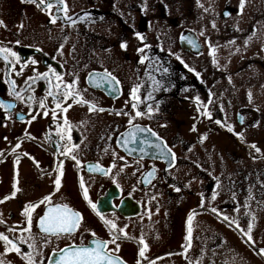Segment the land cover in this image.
Masks as SVG:
<instances>
[{
  "label": "flooded vegetation",
  "instance_id": "flooded-vegetation-1",
  "mask_svg": "<svg viewBox=\"0 0 264 264\" xmlns=\"http://www.w3.org/2000/svg\"><path fill=\"white\" fill-rule=\"evenodd\" d=\"M66 3L67 15L75 24L64 19L52 24L47 10L24 0H0V47L19 57L10 70L5 54L0 53V101L13 105L0 107V200L4 201L0 203V220L4 221L0 233L13 239L22 252L33 253L37 264H46L53 249L110 240L109 228L84 199L79 183L83 177L97 211L127 232V238L118 241L119 251L112 252L124 264H137L138 260L140 264H264L260 254L264 249V50L260 36L257 40L264 11L250 8L239 15L228 0L215 12L214 0ZM51 12L64 15L55 6ZM136 33L145 39L141 41ZM218 33H243L242 39L250 40L218 46ZM122 42L126 49L121 48ZM139 48L144 52H138ZM223 51L220 60L218 52ZM142 57H147L144 63L139 62ZM8 59L15 61L11 56ZM49 67L65 82L76 79V91L88 104L56 94L57 81L51 73L52 85L41 79L29 89L28 78L48 72ZM105 71L119 81L112 85L117 89L114 92L99 79ZM11 81L22 99L10 94ZM138 85L142 102L136 110L146 112V105L151 104L153 114L151 118L136 117L133 123L151 128L160 140L147 133L137 136L155 144L166 143L175 160L159 157L158 148L129 154L117 144L121 134L131 128L128 121L136 110L131 107L130 93ZM49 88L55 98L48 95ZM148 93L152 99H147ZM57 103L61 108H56ZM89 105L104 111H89ZM217 120L226 126L221 127ZM193 125L196 131H192ZM238 133L243 134L242 140ZM253 144L259 152L251 148ZM67 148L72 152L62 155ZM61 162L63 176L57 192L54 180ZM113 163L116 166L108 176L88 170L89 165L108 169ZM153 170L154 178L148 177ZM14 185L19 189L14 198L5 199L15 191ZM45 197L50 202L40 203ZM33 204L39 205L31 213L33 239L29 242L35 243V250L18 239L30 235L21 232L27 226L22 213ZM57 205L79 212L83 222L72 236L49 237L51 243L45 245L37 222ZM189 215L193 216L191 246L184 247ZM225 215L239 228L224 221ZM249 224L254 243L245 235ZM14 226H18L16 232H8ZM141 238L147 245L146 259L138 256ZM108 248L115 249V245ZM4 252L0 241L4 264H26L14 251Z\"/></svg>",
  "mask_w": 264,
  "mask_h": 264
},
{
  "label": "snow or ice",
  "instance_id": "snow-or-ice-1",
  "mask_svg": "<svg viewBox=\"0 0 264 264\" xmlns=\"http://www.w3.org/2000/svg\"><path fill=\"white\" fill-rule=\"evenodd\" d=\"M24 2L30 3V4H34L37 8H43L44 10L48 11V15L50 17V23L55 24L57 22L58 19H64L67 20L69 22H71L72 24H75V21L72 20V17L68 16V6L66 3V0H24ZM244 3L245 0H241V10L244 7ZM56 7L57 12H62L64 15L58 16V15H54L51 12V9L53 7ZM0 25H3V22L0 21ZM21 27H23V25H21ZM213 27H215V25L213 24ZM137 38L140 39L141 41H143L145 38L140 35L139 33H136ZM17 44H19L20 42L17 41ZM190 43H192L190 41ZM234 43V42H233ZM121 48L122 49H126L127 48V44L125 42L121 43ZM145 47H148L147 45H145ZM138 52H144V48H139L137 50ZM213 51H215L213 49ZM58 52H60V54L62 55V51L58 50ZM0 53H4V60L7 62V64L9 66H11L10 70H14V66L15 63L19 62V57L17 55V53L12 52L10 49L5 48V47H0ZM14 57L15 61H11L8 59V57ZM145 59H147V57H142L140 59V63H144ZM177 59H179V57H177ZM182 62V61H181ZM33 64L36 63V61H32ZM26 66V65H25ZM187 67V66H186ZM22 71V69H21ZM163 71L165 73H167L168 69L164 68ZM189 71H194L193 69L189 68ZM49 73L52 74V76L55 77V80L57 81V83H55L54 87L57 90L58 95H61L65 100H67L68 98H72L74 99L77 103H81V104H88V101H86L83 96L80 95V93L78 91H76V85H77V80L73 79L71 83L65 82L63 80V76L60 73H57L55 69L49 67V71L48 72H44V73H39L36 76H31L28 78V80L25 82L28 85V88L31 89L32 85L34 83L37 82V80H47L48 83L50 85H52V80L49 78ZM20 73H17V75H19ZM95 74L90 75V82H92V76ZM199 75V74H197ZM100 81L102 83H106L109 84L110 87L108 89V91L110 92H114L117 89L115 87H112V85H118L119 81L116 80V78L114 76H112L111 73L105 71V73L103 75H101L99 77ZM12 85V92L10 94H13L16 96L17 99H22L20 93L15 91V81H11L10 82ZM61 85H63V89L61 90ZM93 86L99 87L100 84H95ZM84 91H87L86 89ZM140 91V86H136L133 87L130 93L131 96V100H132V104L131 107L136 110L138 109V105L142 102L140 100V97L138 95ZM48 95H52L53 98H55V95L52 91L51 88H49L48 90ZM249 98H251V94L249 93ZM147 99H152V94L148 93L147 94ZM197 104L199 105V98H197ZM44 102L41 101L40 103V107L43 108ZM71 105H69L70 107ZM0 107L6 108V109H10L13 107V105L11 104H5L3 101H0ZM56 108H61V104L57 103L56 104ZM147 111L143 112L140 110H136L135 111V116L130 117L128 123L129 125H131L130 130L127 133H122L121 137L122 139H118L117 140V144L119 145H123L124 149L126 151L129 152V154H131V152L133 151H139L140 153H144L145 152V148H158L159 149V153L157 154L159 157H171L172 160H175V154L172 153L171 149L168 148L167 144L162 142L160 144H155L152 141L148 140V139H139L137 136V133H147L152 137H155L156 140H160V137L157 136V134L155 132L152 131L151 128H146V127H141L139 125H136L133 123V120L136 117H144V116H148V118L152 117L153 114V106L151 104H147L146 105ZM158 108V105H157ZM67 108H62L63 112H67ZM198 111H200V108L198 107L197 109ZM89 111H104V109L100 108H96L95 105H89ZM53 119H55L56 117V111L55 109H53ZM128 115V113H122V112H117L116 115ZM205 115H207V112L205 111L204 113ZM44 115L47 116L48 113L44 112ZM20 119H23L22 116L19 117ZM36 117L33 116L32 119H35ZM29 123L31 121H28ZM65 123H67V120L65 118ZM217 124H220L221 127H225V124H222L221 121L217 120L216 121ZM228 127V131L232 132L233 129L231 128V126H227ZM192 131H196V126L193 125ZM28 134L26 133V136ZM238 138H240L241 140L243 139V134L242 133H238L237 134ZM6 139V138H5ZM34 139V138H33ZM61 139H63V136L61 137ZM69 139H71L69 137ZM204 139V138H202ZM138 144L140 145L138 148H129L128 145L129 144ZM16 147H19V145H16ZM73 147H79V145H74ZM251 148L255 149L256 152H259L260 149L256 147V145H251ZM72 148H67L62 155L68 156L71 152H72ZM107 151V150H106ZM27 155V154H25ZM115 153H113V157L115 158ZM71 158L76 161V165L77 167H81L80 165V161L76 159L75 155H72ZM121 160H123V157H120ZM137 163H139V161H137ZM116 165L115 163H113V165L111 167H109L108 169H104L103 167H100L98 164L97 165H89L88 166V170L90 172L95 171V172H99L102 175L108 176L110 175L112 168H114ZM127 166V165H125ZM119 171H123V168H121ZM58 175L56 177V179L54 180V185H55V190L58 192L60 190L61 187V178L63 176V171H62V162L60 164V166L57 169ZM154 174H155V170L150 171L147 173L148 177L154 178ZM113 182L115 183V178L113 177ZM79 183H80V187L83 190V196L84 199L86 201H88L90 207L92 208V210L96 213V215L101 219V221L109 228V234L111 239L110 240H105V241H100V240H93L91 243L94 245L92 247H81V246H77V245H73V244H69L67 248H60V249H53L52 251V255L48 257V264H124V262L122 260H120L118 257H114L112 255V252H118L120 245L118 243V241L122 238H127V232L125 231L124 228H119L117 227V224L115 223L114 220H109L106 219L104 216H102L99 211H97V205L95 203H93L89 197H88V190L85 187V183H84V179L83 177L79 178ZM14 189L15 191L12 193L11 197H5V199H9V198H14L15 196V192L18 191V188H15L14 185ZM177 191H179V189H176ZM216 195L214 194L212 196V199L215 200ZM50 197H45L44 201H41L40 203H44L45 201L50 202ZM153 199H155V197H153ZM3 200H0V203H3ZM39 205H27L25 206V209L22 213V215H24L26 217V224L27 226L21 229V232H27L29 233V237L28 239H25L23 236H20L18 239L20 241V244H28L29 248H32L35 250L36 245L35 243H30L29 241L33 239V237L31 236V230H32V224H33V218H32V211L35 210L36 207H38ZM201 207H203V202L201 203ZM213 213L217 212V209L212 208L210 209ZM236 211H239V209H235ZM219 215V213H218ZM192 215H189L188 217V229H187V236H186V241H188L187 245H185L184 247H190L191 246V233H192V228H191V222H192ZM254 219V217H253ZM223 220L224 221H229L230 224H236V227L239 228V224L235 221V220H230L228 216H223ZM83 222V217L81 216V214L79 212L73 211L71 208H69L67 205H57L53 208H49L48 211L45 213L44 216H41L37 222V227L39 228L40 232H42L44 234V243L45 245L48 243H51V240L49 239V237H57L59 238L60 236H72L75 232H77L80 228H81V224ZM4 223L3 220H0V224ZM18 226H14V227H10L8 228V232H16ZM126 227V226H125ZM252 229V224L248 225V232L245 233V235H247L248 240L252 243H254V241H252L250 232ZM243 231V230H241ZM91 235L93 237H95V233L92 232ZM0 241L4 242V246H5V252L3 255H6L8 252H15L18 255L21 256L22 259H24L26 261V264H37V261L34 259L33 257V253L29 252V253H24L22 252L21 248L19 247V245L13 240L11 239L8 235H6L5 233H0ZM140 243L143 245V247L140 248L138 256L140 258H145V251L147 249V245L144 244L143 239L141 238ZM109 244H113L115 245V249H109L108 245ZM260 254L264 255V249L260 250ZM0 264H4L3 260H0ZM40 264H43V262H40ZM137 264H140V260L137 261ZM150 264H155L154 261L150 262Z\"/></svg>",
  "mask_w": 264,
  "mask_h": 264
},
{
  "label": "rangeland",
  "instance_id": "rangeland-1",
  "mask_svg": "<svg viewBox=\"0 0 264 264\" xmlns=\"http://www.w3.org/2000/svg\"><path fill=\"white\" fill-rule=\"evenodd\" d=\"M224 0H214V12L215 10L217 11L218 9H220L221 5L223 3ZM225 3V2H224ZM228 5L229 6H233L235 9H237L239 12V15H243L244 14V10H248V9H256V10H261L264 11V0H245L244 3V7L241 10V0H228ZM263 22L262 25L263 27H261L260 29H262V32L257 34V40L259 39L260 36V42H261V48L264 50V19L261 21ZM237 24H241L239 22H237ZM261 25V24H260ZM245 38V35L243 33L238 34V33H218V38H216V41L218 42V46L219 45H224L228 46L233 40L235 41H242L244 40V42H246L247 40L249 41L250 38H247V40L242 39ZM231 41V42H230ZM239 46V45H238ZM231 50L232 47H231ZM223 52H218V58L221 60V58L223 57ZM264 59V57H263Z\"/></svg>",
  "mask_w": 264,
  "mask_h": 264
},
{
  "label": "water",
  "instance_id": "water-1",
  "mask_svg": "<svg viewBox=\"0 0 264 264\" xmlns=\"http://www.w3.org/2000/svg\"><path fill=\"white\" fill-rule=\"evenodd\" d=\"M223 14H224V12H223ZM92 246H94L92 243H90L89 245H87V247H92ZM81 247H84V246H81ZM51 255H52V254H51ZM51 255H50V256H51ZM46 264H48V258H47Z\"/></svg>",
  "mask_w": 264,
  "mask_h": 264
}]
</instances>
